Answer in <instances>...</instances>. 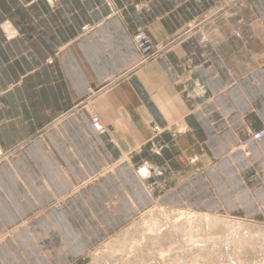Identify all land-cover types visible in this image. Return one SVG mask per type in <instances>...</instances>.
I'll list each match as a JSON object with an SVG mask.
<instances>
[{"label": "crops", "instance_id": "0c3cea01", "mask_svg": "<svg viewBox=\"0 0 264 264\" xmlns=\"http://www.w3.org/2000/svg\"><path fill=\"white\" fill-rule=\"evenodd\" d=\"M250 1L264 25V0ZM222 2L0 0L24 11L18 36L0 39L1 148L135 64L139 30L164 44ZM217 21L0 163V264L71 263L160 203L264 222V140L245 145L264 128V60L241 72ZM110 164L63 210L50 207Z\"/></svg>", "mask_w": 264, "mask_h": 264}, {"label": "rangeland", "instance_id": "374dc122", "mask_svg": "<svg viewBox=\"0 0 264 264\" xmlns=\"http://www.w3.org/2000/svg\"><path fill=\"white\" fill-rule=\"evenodd\" d=\"M6 1L4 0V2ZM3 5L0 4V39L10 42L18 36V28L22 27L17 23L21 24L23 22V5L18 3L14 5L6 4L4 9ZM215 8V12L210 10L207 16L193 20L177 36L164 44L154 42L152 37L144 30L136 32L133 35V42L139 52V59L135 64L110 82L99 87L89 88L83 100L74 104L73 107L59 112L50 122L41 126L31 136L20 140L7 149L0 146V163L18 156L20 152L25 151L27 147L36 141H42L49 130L56 128L65 120L77 116L82 110H86L90 101L96 102L107 91L129 78L130 75L166 57L169 51L189 40L198 30L211 26L216 18L219 20L217 23L221 24L222 28L228 32L227 48L230 50L232 48L230 45H232L235 49H239V68L241 72L248 69L247 65L251 69L256 68L264 60V25L258 10L250 0H224ZM140 34H144L150 40L151 48L149 50H145L146 48L139 49L140 43L137 38ZM249 49L250 51H248ZM226 54L228 55V53ZM32 63L33 68L36 66L35 63L38 65L36 61ZM16 81L15 85L12 84L7 87L20 86L22 77H17ZM1 93H3V90ZM94 121L91 118V128L98 133ZM263 130L264 128L254 132V138L262 135ZM253 139L251 140L250 137L246 143L252 144ZM115 165L106 166L101 173L89 177L71 188L66 194L56 197L50 207L55 211L63 210L64 202L70 196L78 194L85 185H90L106 172L112 171ZM169 201L172 202L170 199ZM32 215L33 219L38 213ZM157 219V227H155ZM215 219L219 221L213 222L216 221ZM23 224L24 222L16 227H21ZM158 224L160 225L158 226ZM160 227H164L163 230ZM17 229L9 230L5 237L11 236ZM158 235H161V237ZM124 238H126V241H123ZM127 240L130 241L127 242ZM113 247L116 250H113ZM97 263L264 264V222L224 212H200L192 207H187L182 202L172 203L171 205L167 203L154 204L148 209L136 213L122 227L111 233H106V235L104 234L103 239L89 253L73 257L69 264Z\"/></svg>", "mask_w": 264, "mask_h": 264}, {"label": "bare ground", "instance_id": "6f19581e", "mask_svg": "<svg viewBox=\"0 0 264 264\" xmlns=\"http://www.w3.org/2000/svg\"><path fill=\"white\" fill-rule=\"evenodd\" d=\"M92 118H93L94 120H95V119L97 120V122H96V124H97V125H96V129H97V131L100 132V133H101V132H104V130H105V129H104V126H103V124L100 122L98 116L93 115ZM263 132H264V130H263ZM253 134H254V133H253ZM253 134L250 136V137H251V140L254 138V135H255V134H254V135H253ZM250 137H249V138H250ZM249 138H247L246 141H247ZM262 140H264V133H263L262 135L258 136V137H255V138L253 139L252 142H253V143H255V142L259 143V142H261ZM246 141H245V145H246V144L249 145L250 143H246ZM152 219H153V218H152ZM154 219H155V218H154ZM154 219H153V220H154ZM215 220H216V221H213V222H218V221H219V220L217 221V219H215ZM150 222H151V221H150ZM156 222H158V219H157V221H155V223H156ZM159 225H160V224H158V226H159ZM164 225H165V224H164ZM164 225H163V226H164ZM212 225H214V224H212ZM165 226H166V225H165ZM155 227H157V223H156V226H155ZM160 228H162V227H160ZM163 228H164V227H163ZM163 228H162V230H163ZM175 228H177V227H175ZM153 229H154V228H153ZM153 229H152V230H153ZM150 230H151V229H150ZM154 230H155V229H154ZM178 230H179V229H178ZM176 231H177V230H176ZM127 234H128V233H127ZM127 236H128V235H127ZM127 236H126V237H127ZM158 236L161 237V235H158ZM162 236H163V235H162ZM157 238H158V237H157ZM125 239H126V238H124L123 241H124ZM127 239H128V238H127ZM129 239H130V238H129ZM160 239H161V238H160ZM119 240H120V239H119ZM158 240H159V238H158ZM117 241H118V240H117ZM125 241H126V240H125ZM129 241H130V240H129ZM129 241L127 240V242H129ZM134 241H135V239H134ZM114 242H115V241H114ZM114 242H113V243H114ZM120 242H122V241H120ZM120 242H119V243H120ZM131 242H132V241H131ZM117 243H118V242H117ZM122 243H123V242H122ZM120 244H121V243H120ZM124 244H125V243H124ZM111 245H112V244H111ZM114 245H115V243H114ZM108 246H109V245H108ZM112 246H113V245H112ZM124 246H125V245H124ZM109 247H110V246H109ZM114 248H115V247H113L112 249H113V250H116V249H114ZM108 249H109V248H108ZM112 249H111V251H112ZM106 250H107V249H106ZM108 251H109V250H108ZM106 252H107V251H106ZM95 263H96V262H95ZM97 264H98V263H97Z\"/></svg>", "mask_w": 264, "mask_h": 264}, {"label": "built area", "instance_id": "2783aa9c", "mask_svg": "<svg viewBox=\"0 0 264 264\" xmlns=\"http://www.w3.org/2000/svg\"><path fill=\"white\" fill-rule=\"evenodd\" d=\"M138 42L140 43L139 49L142 50L146 48L145 50H149L151 48V42L149 39L146 38L144 34H140L137 38ZM95 126L97 125L96 122L97 120L95 119Z\"/></svg>", "mask_w": 264, "mask_h": 264}]
</instances>
